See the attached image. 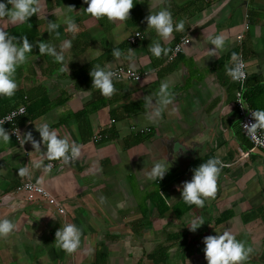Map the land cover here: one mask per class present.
Returning <instances> with one entry per match:
<instances>
[{"label": "crops", "instance_id": "0c3cea01", "mask_svg": "<svg viewBox=\"0 0 264 264\" xmlns=\"http://www.w3.org/2000/svg\"><path fill=\"white\" fill-rule=\"evenodd\" d=\"M0 46V117L32 107L21 140L0 125V264H264V151L231 77L242 54L264 123V0H0ZM118 65L144 75L106 81Z\"/></svg>", "mask_w": 264, "mask_h": 264}, {"label": "built area", "instance_id": "2783aa9c", "mask_svg": "<svg viewBox=\"0 0 264 264\" xmlns=\"http://www.w3.org/2000/svg\"><path fill=\"white\" fill-rule=\"evenodd\" d=\"M248 28V25H246ZM141 37L140 31H135L128 40L131 43H135L136 39ZM242 35L237 36V41L240 43ZM189 42L188 37H181L171 49V58L176 57L184 48V46ZM143 73L132 69L124 65H118L112 68L108 75L106 76V81H113L116 79H124L131 81H139L143 77ZM232 79L237 83L238 88L234 91L235 97V107L237 109L241 131L244 137L251 144V148L259 149L264 151V123L260 119L259 115L252 109L246 102L243 97V88L247 81V71H246V62L242 54H239L236 62L234 64ZM25 112V106L21 105L17 108L9 110L3 116L0 117V125L10 124L11 133L18 140H21L18 127L15 122V118ZM112 122L114 120H111ZM131 130H137L140 133L149 132L151 129L149 127L136 129L134 126L130 127ZM104 134L99 132L95 134L92 138L94 141L101 140L104 138ZM106 137V136H105ZM76 157L75 154H70L63 158V162H71ZM53 163H50L52 166ZM16 191L22 193L27 200H33L35 197L40 196L43 199L47 200L50 205H57L56 199L41 185L33 181H24L16 187ZM1 206V201H0ZM60 212L63 211L61 207H58Z\"/></svg>", "mask_w": 264, "mask_h": 264}, {"label": "trees", "instance_id": "16d2710c", "mask_svg": "<svg viewBox=\"0 0 264 264\" xmlns=\"http://www.w3.org/2000/svg\"><path fill=\"white\" fill-rule=\"evenodd\" d=\"M32 21H33V19H32ZM25 30L24 29H18V31L16 30L15 32L16 33H18V32H24ZM2 53L4 54V48H2L1 46H0V58L2 57ZM238 86V85H237ZM246 96H248L247 95V92H245L244 91V95H243V97H245V98H247ZM16 97H18V98H20L21 100V105H24L25 106V112H27L28 111V109L29 108H32L31 107V103L29 104V105H27V96L26 95H23L22 93H16ZM20 104L18 105H15V107H13V108H10L9 110H11V109H14V108H17L18 106H21ZM8 111H5V112H3V114H5V113H7ZM24 112V113H25ZM23 113V114H24ZM3 114L1 115V116H3ZM17 118H18V116L15 118V122H16V125H17ZM4 125H10V124H4ZM10 128H11V125H10ZM247 140V139H246ZM248 141V140H247ZM251 145V144H250ZM166 207V206H165ZM162 212L160 211V214H161Z\"/></svg>", "mask_w": 264, "mask_h": 264}, {"label": "rangeland", "instance_id": "374dc122", "mask_svg": "<svg viewBox=\"0 0 264 264\" xmlns=\"http://www.w3.org/2000/svg\"><path fill=\"white\" fill-rule=\"evenodd\" d=\"M104 8H106V7H104ZM104 8H103V9H104ZM70 9H71V8L69 7V10H70ZM69 10H68L66 16L70 18V17H71V14H70ZM104 10H105V9H104ZM101 13H102V12H101ZM101 13H100L99 15H102ZM74 15H78V14L75 13ZM68 29H69V28H68ZM67 45H68V44H67ZM68 47H69V46H68ZM118 47H119V46H118ZM127 67H128V66H127ZM107 75H108V74H107ZM107 75H106V76H107ZM42 79H45V77L43 76ZM59 91H60V89L58 88V89L55 90V93H56V92H59ZM256 111L259 112V111H261V109L259 110L258 108H256ZM132 126H134V125H132ZM134 127H135L136 129H139V128L136 127V126H134ZM143 128H144V127H143ZM28 249H30L29 252L32 253V254L29 255V260H28V263L30 264V262H32V261L36 258V257H35L36 255H37V257L39 256L38 253H40V251L37 253V252H33L31 247L28 248ZM37 249H38V248H37ZM239 255H240V254H239ZM18 260L21 262V259H20V258H19ZM26 262H27V261H26ZM21 264H22V263H21Z\"/></svg>", "mask_w": 264, "mask_h": 264}, {"label": "water", "instance_id": "95a60500", "mask_svg": "<svg viewBox=\"0 0 264 264\" xmlns=\"http://www.w3.org/2000/svg\"><path fill=\"white\" fill-rule=\"evenodd\" d=\"M180 152H182L183 154H186V153H187V155H191V154H194V152H195V148H190V149H188L187 146L184 145V146L181 148ZM168 155H169V157H170V150H169V149H168Z\"/></svg>", "mask_w": 264, "mask_h": 264}]
</instances>
